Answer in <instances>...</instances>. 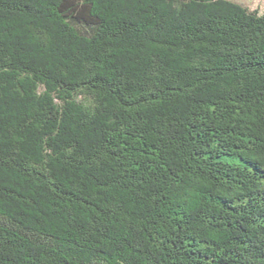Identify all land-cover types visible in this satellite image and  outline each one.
Returning a JSON list of instances; mask_svg holds the SVG:
<instances>
[{"label":"trees","instance_id":"obj_1","mask_svg":"<svg viewBox=\"0 0 264 264\" xmlns=\"http://www.w3.org/2000/svg\"><path fill=\"white\" fill-rule=\"evenodd\" d=\"M0 264H264V9L0 0Z\"/></svg>","mask_w":264,"mask_h":264},{"label":"rangeland","instance_id":"obj_2","mask_svg":"<svg viewBox=\"0 0 264 264\" xmlns=\"http://www.w3.org/2000/svg\"><path fill=\"white\" fill-rule=\"evenodd\" d=\"M250 10L264 9V0H232Z\"/></svg>","mask_w":264,"mask_h":264}]
</instances>
